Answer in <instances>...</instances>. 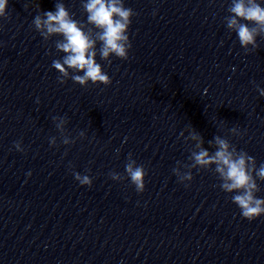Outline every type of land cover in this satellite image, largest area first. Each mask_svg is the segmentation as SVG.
<instances>
[{
  "label": "water",
  "instance_id": "1",
  "mask_svg": "<svg viewBox=\"0 0 264 264\" xmlns=\"http://www.w3.org/2000/svg\"><path fill=\"white\" fill-rule=\"evenodd\" d=\"M57 2L86 20L81 0H8L0 19V264H264V215L242 218L211 169H192L187 187L172 172L190 163V130L209 152L220 135L264 162V37L240 47L231 0H124L128 58L96 56L111 83L80 87L70 70L60 84L59 37L32 25ZM129 153L146 170L142 193L109 177Z\"/></svg>",
  "mask_w": 264,
  "mask_h": 264
},
{
  "label": "clouds",
  "instance_id": "2",
  "mask_svg": "<svg viewBox=\"0 0 264 264\" xmlns=\"http://www.w3.org/2000/svg\"><path fill=\"white\" fill-rule=\"evenodd\" d=\"M8 0H0V19L6 18ZM81 8L86 20L81 22L73 18L63 2H57L54 10L44 11L34 16L32 25L43 40L59 37L55 43L56 51L62 53L60 59H54L51 67L59 74L58 83L63 84L71 75L74 84L86 87L92 85L108 86L111 80L106 71L97 62L111 63L110 57L120 60L128 58L131 47L128 28L134 12L126 7L124 0H81ZM226 17V28L235 33L241 48L246 51L257 47V37H264V0H231ZM85 24L95 29V32L85 30ZM97 44L99 52L97 53ZM257 92L264 98V88L257 86ZM37 103L39 100L37 98ZM57 130L62 131L66 124L64 117H52ZM231 135H239L236 128L229 130ZM83 136V133L80 134ZM181 136L184 133L181 132ZM185 140L193 142V150L189 154V165L181 170L174 167L173 174L177 181L188 186L193 179L192 169L197 171L211 169L217 176L219 188L231 194V201L237 206L242 218L253 220L264 215V198L256 196L258 192L257 181H264V162L257 166L255 159L244 150L237 151L227 138L214 135L209 141L212 152L203 147V140L195 131H189ZM63 145L74 143L68 137L61 141ZM50 147L55 146V138L48 141ZM16 151H23L19 141L14 142ZM31 173H26L30 176ZM73 178L81 186H91V179L87 174L72 172ZM146 170L128 154L124 165V175L110 172L113 181L127 178L137 193L144 191V177Z\"/></svg>",
  "mask_w": 264,
  "mask_h": 264
}]
</instances>
